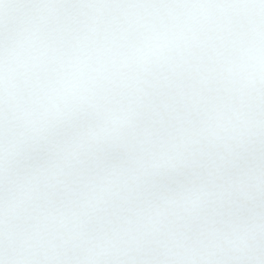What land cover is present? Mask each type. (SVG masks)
<instances>
[{"label": "snow or ice", "instance_id": "1", "mask_svg": "<svg viewBox=\"0 0 264 264\" xmlns=\"http://www.w3.org/2000/svg\"><path fill=\"white\" fill-rule=\"evenodd\" d=\"M0 264H264V0H0Z\"/></svg>", "mask_w": 264, "mask_h": 264}]
</instances>
